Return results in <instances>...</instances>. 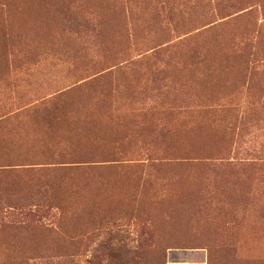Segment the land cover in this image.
Listing matches in <instances>:
<instances>
[{
	"label": "rangeland",
	"instance_id": "1",
	"mask_svg": "<svg viewBox=\"0 0 264 264\" xmlns=\"http://www.w3.org/2000/svg\"><path fill=\"white\" fill-rule=\"evenodd\" d=\"M195 1L68 0L19 28L18 1L0 0V117L77 89L68 103L86 108L67 111L86 132L67 143L121 157L112 178L74 179L91 199L71 201L65 225L101 229L83 256H52L67 239L17 212L0 216V252L132 264L142 247L141 261L208 263L203 247L212 264H264V0ZM165 39L169 59L155 58Z\"/></svg>",
	"mask_w": 264,
	"mask_h": 264
},
{
	"label": "trees",
	"instance_id": "2",
	"mask_svg": "<svg viewBox=\"0 0 264 264\" xmlns=\"http://www.w3.org/2000/svg\"><path fill=\"white\" fill-rule=\"evenodd\" d=\"M15 1H18L17 6L14 7L13 21L15 25L19 28H30L33 25L41 26L49 23L53 17V9L63 6L68 0ZM52 2L57 6L52 7ZM194 3H197V0ZM160 7L166 9V12L169 11L168 19L170 20L173 5L168 7L167 3L161 2ZM167 43L168 41L165 39L157 47L159 50L154 54L155 58L161 54L168 58L174 48L169 45L165 46ZM191 60L198 63L202 58L192 56ZM76 92L77 89L63 92L52 98L44 99L35 106L29 104L21 107V111L17 110V113L10 112L7 116L0 117V216L4 212L13 214L17 212L22 216L39 215L38 217H42L36 222L43 228L44 234H49L52 231V234L67 239L65 245H53L54 247L46 248L52 249L51 255L57 257L83 256L87 252V241L97 239L95 235L101 230L95 226L78 227L79 224L75 228H69L64 223L72 206L71 201L91 199L82 195L85 194L83 183L77 184L74 181L75 177L77 175L83 178L84 176H102L107 179L112 178L110 174L120 173L116 168V163L120 161L121 157L110 154L109 148L105 147L99 152H94L91 149H75L73 147L80 146L67 143V141H81L82 135L86 132L83 116L67 111V109L71 110L76 107L80 110L86 108L83 101L77 102V105L68 103L69 96L73 97ZM38 124L42 125L43 130H34L38 127H32V125ZM13 125L20 127L9 128ZM23 125L27 126L23 128ZM103 132L104 130L98 127L94 133L105 137ZM103 141H106L105 138ZM116 141L115 138L111 139V143L115 144ZM105 145L110 144L107 142ZM149 183L150 181L147 180L146 185ZM69 194L78 195L70 198ZM52 212L59 214L56 228H53L55 223L51 227L44 223L45 219L52 218L50 215ZM130 224L131 222L126 221L111 223L105 227L109 228L108 233L112 235L115 232L128 231ZM90 229L94 232L87 234ZM147 235L148 233H145L143 240L147 241L145 239ZM194 248L206 249L208 264L209 261L212 264L213 260L209 249ZM141 250L142 247L136 249L137 258L133 260L132 264H158L155 261H141Z\"/></svg>",
	"mask_w": 264,
	"mask_h": 264
},
{
	"label": "crops",
	"instance_id": "3",
	"mask_svg": "<svg viewBox=\"0 0 264 264\" xmlns=\"http://www.w3.org/2000/svg\"><path fill=\"white\" fill-rule=\"evenodd\" d=\"M5 240L12 241L14 239H20L23 236L19 234H7L2 235ZM88 258V257H87ZM0 262L2 264H90L89 262H84V260L76 259H63V258H52V259H43V258H37L35 255L27 254L24 251H21L19 248H9L8 250H3L0 252ZM191 264H205V261L201 262H190ZM120 264V263H116ZM124 264V263H121ZM167 264H189V262H175V261H169ZM208 264V263H206Z\"/></svg>",
	"mask_w": 264,
	"mask_h": 264
}]
</instances>
